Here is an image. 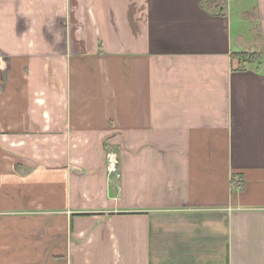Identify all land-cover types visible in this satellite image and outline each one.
Here are the masks:
<instances>
[{
    "label": "crops",
    "instance_id": "crops-1",
    "mask_svg": "<svg viewBox=\"0 0 264 264\" xmlns=\"http://www.w3.org/2000/svg\"><path fill=\"white\" fill-rule=\"evenodd\" d=\"M203 1L0 0V264H264V0Z\"/></svg>",
    "mask_w": 264,
    "mask_h": 264
},
{
    "label": "rangeland",
    "instance_id": "rangeland-1",
    "mask_svg": "<svg viewBox=\"0 0 264 264\" xmlns=\"http://www.w3.org/2000/svg\"><path fill=\"white\" fill-rule=\"evenodd\" d=\"M234 19V23H235V28L234 30H236L237 27V23H242L240 21H245L244 19H242L239 15H238V11H234L233 12V17ZM0 100H4V99H15V96L17 97H22L21 95H23V97L25 98L26 95L28 94V87H30V85L28 86V83H30V76L28 74H26V69L29 67V64H26L27 61H14L13 63H10L11 60H3L0 58ZM68 62V61H67ZM70 63L72 61H69ZM13 64V65H12ZM17 64V65H16ZM18 68L21 69V73H25L23 74V76H21V80H18V77L16 76V74H9L10 71H12V68ZM25 71V72H24ZM37 78V77H36ZM33 93H34V99L35 102L36 101H40L42 102V99H44V94H43V90L41 89V86L37 84L36 89L35 86L33 87ZM32 92V89H31ZM32 94V93H30ZM73 92L70 91L69 96L72 97ZM33 96V94H32ZM8 109L11 110L12 108L14 109V105H7ZM21 109V108H20ZM35 114V112L33 113ZM36 115V114H35ZM20 124H24L27 125L26 121H22L19 122ZM18 128L22 129V125H19ZM104 151H105V163H106V167L111 169L113 167H111V155L115 156L116 158V162L117 165L115 167V171L114 170H110L111 174H113V176L119 177L120 174V169L118 171V158L116 157V153H114V151L112 150V148H110V145L105 144L104 147ZM114 153V154H113Z\"/></svg>",
    "mask_w": 264,
    "mask_h": 264
},
{
    "label": "trees",
    "instance_id": "trees-1",
    "mask_svg": "<svg viewBox=\"0 0 264 264\" xmlns=\"http://www.w3.org/2000/svg\"><path fill=\"white\" fill-rule=\"evenodd\" d=\"M210 0H204L202 3V7L208 9V3ZM222 7L216 6L214 9V14H222ZM259 53H251V52H235L231 55L232 59L238 62L240 68H244L246 65L254 64L259 61Z\"/></svg>",
    "mask_w": 264,
    "mask_h": 264
},
{
    "label": "built area",
    "instance_id": "built-area-1",
    "mask_svg": "<svg viewBox=\"0 0 264 264\" xmlns=\"http://www.w3.org/2000/svg\"><path fill=\"white\" fill-rule=\"evenodd\" d=\"M111 167H113V168H111L112 170H114L115 171V167H116V165H117V162H116V158H115V156H113V155H111ZM110 169V170H111Z\"/></svg>",
    "mask_w": 264,
    "mask_h": 264
}]
</instances>
